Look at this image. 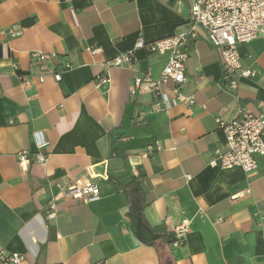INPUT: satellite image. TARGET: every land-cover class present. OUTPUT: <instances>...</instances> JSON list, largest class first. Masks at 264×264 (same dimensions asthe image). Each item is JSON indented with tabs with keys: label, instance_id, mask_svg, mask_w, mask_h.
<instances>
[{
	"label": "crops",
	"instance_id": "1",
	"mask_svg": "<svg viewBox=\"0 0 264 264\" xmlns=\"http://www.w3.org/2000/svg\"><path fill=\"white\" fill-rule=\"evenodd\" d=\"M192 3L0 0V251L22 264H264V156L251 174L208 164L225 148L217 119L264 110V36L239 47L256 76L236 90L199 31L181 86L194 105L130 95L135 78H158L168 59L135 49L137 39L178 32ZM130 51L131 63L107 65ZM33 52L47 59L35 63ZM132 177L137 193L122 187ZM92 183L96 201L64 196ZM183 221L184 243L166 246L155 228Z\"/></svg>",
	"mask_w": 264,
	"mask_h": 264
},
{
	"label": "built area",
	"instance_id": "2",
	"mask_svg": "<svg viewBox=\"0 0 264 264\" xmlns=\"http://www.w3.org/2000/svg\"><path fill=\"white\" fill-rule=\"evenodd\" d=\"M199 31L204 33L211 48L219 52L223 81L230 89L236 90L239 80L256 76V71L242 66L238 49L264 36V0H193L190 17L184 28L169 37L152 42L137 39L135 49H146L150 54L156 55L167 54L168 59L158 78L153 79L149 75L135 78L130 90L131 97L149 94L157 99V106L162 105L164 108H168L173 102L194 105L193 94L183 95L181 86L186 80L184 72L188 53L185 46L189 41L197 40ZM16 35L18 34L11 33V36ZM31 59L35 63H43L47 56L33 52ZM133 59L134 52L130 51L109 60L107 65L120 67L131 63ZM70 67V64H64V69L68 70ZM39 79L43 81V77ZM53 79L58 82L60 74H53ZM106 83V77L98 76L95 86L102 87ZM216 122L224 133L225 148L224 151H214L208 164L221 169L239 168L245 173H254L257 170V158L264 156V110L256 114L244 113L230 121L217 119ZM146 151L144 156L153 152V146H147ZM18 158L20 163L29 162L26 152L20 153ZM37 161L43 162L45 159L39 156ZM64 196L83 202L96 201L99 199L98 187L93 183L85 186L72 185L66 188ZM188 230L187 221L175 225L171 231L174 238L171 245L181 246ZM23 262L24 257L20 254L0 251V264Z\"/></svg>",
	"mask_w": 264,
	"mask_h": 264
},
{
	"label": "trees",
	"instance_id": "3",
	"mask_svg": "<svg viewBox=\"0 0 264 264\" xmlns=\"http://www.w3.org/2000/svg\"><path fill=\"white\" fill-rule=\"evenodd\" d=\"M123 189L128 192V193H137L140 189V184L136 181L135 178H131V181L128 183V184H125L122 186ZM156 231H160V233L163 234V237H164V243L166 246L170 245L173 243V235L172 233H169V232H166L165 230L163 229H160L159 227L158 228H155ZM164 256H162V254L160 255V258H162ZM164 262H162L163 264Z\"/></svg>",
	"mask_w": 264,
	"mask_h": 264
}]
</instances>
